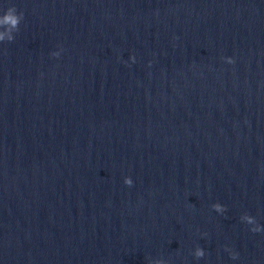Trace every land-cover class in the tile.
Masks as SVG:
<instances>
[{
  "label": "clouds",
  "instance_id": "9594fccd",
  "mask_svg": "<svg viewBox=\"0 0 264 264\" xmlns=\"http://www.w3.org/2000/svg\"><path fill=\"white\" fill-rule=\"evenodd\" d=\"M24 17V13L20 12L19 14L17 13V9L13 6V7H9L7 9V11L3 14L2 18H0V25H8L9 27V31H11V29H16L17 31L19 30V24L21 22V20ZM0 39H3L2 36H0ZM9 39H14L13 37H9ZM135 56L131 57V60L133 62H135ZM230 63H234V60L232 58L229 59ZM125 184H127L128 186H131L133 184V181L131 180V178H125ZM213 207L218 211L223 213L225 211V208L222 207L220 204H214ZM249 223H252V218L249 217L248 218ZM253 232H259L260 229H253ZM196 256L198 258L203 257L204 256V250L203 249H198L196 252ZM233 259L236 258V254H233ZM156 264H162L161 261H157Z\"/></svg>",
  "mask_w": 264,
  "mask_h": 264
}]
</instances>
